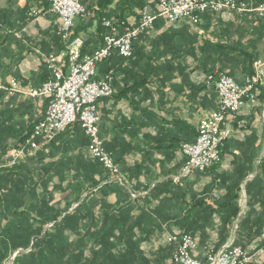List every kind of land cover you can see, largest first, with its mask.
I'll return each mask as SVG.
<instances>
[{
    "label": "trees",
    "instance_id": "1",
    "mask_svg": "<svg viewBox=\"0 0 264 264\" xmlns=\"http://www.w3.org/2000/svg\"><path fill=\"white\" fill-rule=\"evenodd\" d=\"M149 1L86 2L89 15L78 19L72 30V38L95 27V33L90 35L83 47L85 54L89 46L98 43L94 42V38L104 40L107 33L103 27L104 19H112L116 23L126 22L128 17L138 19V11ZM255 1L256 4L261 2ZM35 6L39 7L41 14H44L49 9L50 2L28 0L24 7H20L19 0H9L8 6L0 9V76L4 75L1 59L8 54L13 43L16 46L28 43L29 47L43 50L45 53L43 67L45 71L50 72L47 77L45 76L44 82L51 77L45 57L66 51L69 41L63 40L53 26L33 38L22 31L30 24L29 13ZM208 15L220 17L219 14ZM239 19H242V16L235 15L234 21ZM259 22L260 24L254 27L256 30L254 34L263 38L264 17ZM234 28H227V36L221 41L214 42L209 39L204 40L202 44L190 29V47L194 48L199 44L198 48L207 56L197 64V68L210 73L219 65L222 71L232 77H235L234 72L238 71L245 77L254 74V64L260 57V52L251 42L246 46L240 38L236 39L235 33L238 29L234 30ZM239 33L241 34L242 30H239ZM144 35L145 32L134 39L133 55L127 59L128 61L136 60L140 55L138 42ZM15 57L14 65L24 59L22 55ZM113 61L112 57L99 63L101 72L115 68ZM134 63L137 65V62ZM138 85L140 83L135 82L132 87ZM208 88L206 85L190 81V101L195 109L207 110L210 109V105L214 106V95L211 92L205 93L203 97H197V94ZM258 99L260 103H264V89H261ZM35 100L31 98L26 99L25 102H10L5 105L12 121H9V118L5 120L0 118V161L10 149L23 146L35 125L43 118L49 101L44 99L43 105L36 107L33 102ZM261 106L260 109H263L264 106ZM25 116H28V119L23 120ZM16 128L18 133L13 135ZM11 136H15L13 140L10 139ZM196 137V130L190 128V139L181 146L186 142H195ZM236 143L238 148H247L250 147L251 141L247 138L246 141ZM88 145V138L84 135L81 125L76 122L19 165L0 167V184H2L0 185V260L3 264L16 252L18 254L14 264L168 263L165 262L169 259L168 256H172L176 245L165 244L156 249L152 246L148 249L142 247L146 238H143L139 231L146 224L145 216L148 214L143 212L135 215L130 204L117 208L109 203L108 198L113 193V186L108 183L109 173L98 161L88 158L86 155ZM225 147L229 145L226 144ZM57 153L61 154L60 159H53L48 165L43 166V162L48 157H54ZM258 168L264 181V158L261 159ZM36 169L40 172L36 173ZM248 173L249 170L244 173L235 170L232 177L220 174L213 184L223 194L205 197L193 192V199L190 202V229H201L200 244L210 245L207 244L210 239L207 228L217 217L220 221L219 242L212 246L215 250L222 247V241L226 240L240 214L237 203L238 190ZM28 197L29 204H26ZM206 198L210 199V203ZM192 212L196 215L192 216ZM200 214L204 215L201 220L197 218ZM251 229L252 227L249 230ZM185 233L195 238L197 236L193 232L185 231ZM239 238L240 236L234 245L247 248Z\"/></svg>",
    "mask_w": 264,
    "mask_h": 264
},
{
    "label": "crops",
    "instance_id": "2",
    "mask_svg": "<svg viewBox=\"0 0 264 264\" xmlns=\"http://www.w3.org/2000/svg\"><path fill=\"white\" fill-rule=\"evenodd\" d=\"M8 1L0 0V9L6 8ZM27 1L19 0V6L24 7ZM155 12L156 10L153 9V13ZM208 14L210 13L203 15L202 21L196 26H191L188 21L169 24L164 19L158 18L140 38L138 42L140 55L136 60L128 61L117 54L113 56V64L116 67L110 68L112 70L109 71H113L115 76V95L101 102L100 121L101 137L125 178L124 183L121 184L112 182L109 175L108 183L113 186V193L108 198L109 203L117 208L130 204L135 215L143 212L148 214L145 216L146 224L139 231V234L146 238L142 244L144 249L150 246L147 237L152 239L159 237L163 242L167 235L185 233V231L193 232L197 235L198 242L194 255L199 259L204 258L205 245L199 243L201 229H190V202L193 199V192H198L205 197L223 194L213 184L220 174L232 177L235 170L242 173L249 170L238 190L237 203L240 214L234 222L233 231L230 230L226 240L222 241V247L234 244L240 236L239 240L247 245V248H254L264 231V181L258 168L261 159L264 158V127L258 123L259 119H249L247 108H242L239 121L233 124L230 122L231 124L226 125L228 128L223 127L225 131L231 130V132L224 139L222 163L206 174L183 175L185 163L180 150L181 144L190 139V128L196 130L200 120L216 109L218 100L215 89L208 88L197 94V97H203L205 93L211 92L214 95L213 107L210 105V109L197 110L190 101V81L203 84L197 80V77L209 73L202 68H197V64L207 56L198 48L199 44H196L194 48L190 47V29L197 35L198 42L202 44L204 40L209 39L214 42L221 41L227 36L226 29L235 27L238 29L235 33L236 39L240 38L246 46H249L251 42L258 48L257 43L252 41V36L248 34L253 29L251 21L257 24L263 19L245 15L242 19L234 21L233 27L231 22L227 26L220 24L221 21L213 22L214 16ZM43 15L45 20L38 23L36 28L30 27L29 24L22 30L30 38L43 34L51 26L54 27L57 17L49 9ZM127 20L132 23L134 17H128ZM245 22H247L245 28L248 30L243 28ZM239 30H242L241 34ZM95 31L94 27L79 34L78 37L84 38L85 45ZM94 42L98 43L89 46L84 55H91L105 46L102 39L94 38ZM16 55H22L24 59L14 65ZM44 56L43 50L29 47L28 43L19 46L13 43L8 54L1 59L4 75L0 77L15 78L24 87H39L45 81L47 74H50L44 70ZM260 58L264 56L260 55L258 59ZM134 62H137V65ZM109 71L101 72L98 66L100 75H105ZM234 75L235 77H231L239 84H243L247 77L239 71L234 72ZM135 82H139L140 85L132 87ZM26 99L30 98L13 96L2 105L0 118L4 120L9 118V121H12L5 105L10 102H25ZM33 102L36 107H41L44 98H38ZM25 119H28V116L23 118ZM17 130L18 128L13 135H17ZM84 135L87 137L85 133ZM14 137L11 136L10 139L13 140ZM247 138L251 141L250 147L238 148L236 142L246 141ZM226 144L229 147H225ZM60 155L57 153L55 158L48 157L43 162V166L48 165L53 159H60ZM87 155L89 159L92 158L88 149ZM2 162L4 160L0 161ZM35 172L40 171L36 169ZM25 195L27 196V193ZM206 200L210 203L209 198ZM26 204H29V197ZM195 215L196 213L192 212V216ZM202 216L204 215L200 214L197 218L201 220ZM251 227L252 229L249 230ZM219 228L220 221L215 217L214 223L207 228L210 236L207 244L214 245L219 242ZM144 244L149 246L144 247ZM153 249H156L155 246ZM0 264H3L1 260Z\"/></svg>",
    "mask_w": 264,
    "mask_h": 264
},
{
    "label": "built area",
    "instance_id": "3",
    "mask_svg": "<svg viewBox=\"0 0 264 264\" xmlns=\"http://www.w3.org/2000/svg\"><path fill=\"white\" fill-rule=\"evenodd\" d=\"M86 1L91 0H50V12L57 17L54 28L69 43L66 51L45 57L51 71L49 80L39 87H24L15 78L0 77V106L15 95L49 101L43 118L35 125L26 143L10 149L6 159L10 167L19 165L78 122L89 138V155L108 171L112 182L123 184L124 175L100 133L101 102L114 95L115 76L113 71L100 75L99 63L116 54L124 59L131 58L134 39L148 31L158 18L169 24L188 21L193 26L200 24L207 13H232L261 19L264 17V3L256 5L255 0H153L156 12L145 7L132 23L104 19L103 27L107 30L105 46L91 55H84V38H72V29L77 19L89 15ZM33 14L38 13L33 11ZM197 80L214 88L218 100L216 109L207 113L197 125L195 142L181 146V154L186 158L184 176L206 174L222 163L224 139L228 134H223V127L238 117L244 101L254 103L264 89V58L256 60L254 74L247 76L243 84L236 82L219 66ZM165 243L176 245L167 264H255L264 258V232L259 243L250 249L233 243L218 250L212 245L205 246L203 259L194 255L198 242L190 234L167 235Z\"/></svg>",
    "mask_w": 264,
    "mask_h": 264
},
{
    "label": "rangeland",
    "instance_id": "4",
    "mask_svg": "<svg viewBox=\"0 0 264 264\" xmlns=\"http://www.w3.org/2000/svg\"><path fill=\"white\" fill-rule=\"evenodd\" d=\"M261 2H259L258 4H261V3H264V0H260ZM49 2H50V0H49ZM86 2H89V1H86ZM255 4H256V1H255ZM145 7H149V9H150V11L151 12H153V9H156L155 8V3L153 2V0H150L149 2H148V4L147 5H145L143 8H145ZM142 8V9H143ZM141 9V10H142ZM49 10H50V7H49ZM33 11H36L38 14L37 15H35V14H33ZM140 11V10H139ZM139 11H138V13H139ZM32 15V16H31ZM29 16L31 17V21H30V27H34V28H36L37 27V24L39 23H42L44 20H45V16L43 15V14H41V12H40V10L37 8V6H35V7H33L32 9H31V11H30V13H29ZM219 16L220 17H218V16H214V18H213V22H216L217 21V23H219V21H221L220 22V24H225L226 26H227V24L229 23V22H231V23H233V21L235 20V15H233V14H228V13H223V14H219ZM136 20H137V17H134ZM219 18V19H218ZM78 20H76V22H77ZM260 21V20H259ZM258 21V25L260 24V22ZM76 22H75V24H74V27L76 26ZM252 22V27H253V29H252V32L250 33V34H248V36H252L251 37V40L252 41H254L255 43H257V45H258V51L260 52V55H261V57H263L264 56V35H263V38H261V37H259L256 33L254 34V31H256L255 29H254V27H256V24H255V22L254 21H251ZM247 24V22H245L244 23V25H243V28H245V25ZM74 27H73V29H74ZM223 28H225V27H223ZM72 29V30H73ZM204 29V28H203ZM205 30V29H204ZM222 30V29H221ZM233 33H235V31L233 30ZM211 34V33H210ZM239 37H241L240 35H239ZM247 42H250V41H247ZM246 42V43H247ZM216 91V90H215ZM261 92V91H260ZM218 95V94H217ZM259 96V95H258ZM261 105H263L264 106V103H260V101H259V99H258V97H257V99H256V101L254 102V103H251V102H248V101H244V105H243V107L244 108H247L246 110H247V112H249V114H248V116H249V119L250 118H252V119H259V121H258V123L260 124V126H263L264 127V108L263 109H260V107H262ZM245 111V110H244ZM252 112V113H251ZM242 116V114H239L238 115V117H236V118H234L233 120H231L230 122L233 124V123H236L237 121H239L240 120V117ZM231 123H228V124H231ZM227 128H228V126H226ZM263 130V129H262ZM230 132H231V130H228V132H226V131H224L223 130V134H226V133H229L230 134ZM228 135V134H227ZM229 136V135H228ZM227 138V137H226ZM8 154V153H7ZM7 154L5 155V156H3V158L1 159V161H3L4 160V162H2V163H0V167H4V168H7V167H10V166H8V162H9V160L8 159H6V156H7ZM35 154V153H34ZM33 154V155H34ZM32 155V156H33ZM87 155V154H86ZM88 156V155H87ZM28 158V157H27ZM6 162V163H5ZM184 167H185V165H184ZM183 167V168H184ZM233 227H234V225H233ZM232 227V228H233ZM231 228V231H233V229ZM263 233V232H262ZM261 236V235H260ZM148 240H147V242H149V244H150V246L151 245H154L155 246V248H158V247H160L161 245L162 246H165V239H163V242L161 241V239L158 237V238H156V239H152V237H149V238H147ZM161 243H164V244H161ZM149 244H144V247H148L149 246ZM158 245H160V246H158ZM154 246H153V248H154ZM246 249H248V248H246ZM20 252H23L22 250H20ZM19 252V253H20ZM27 252V251H26ZM17 254H18V252H16V253H14L13 255H11L10 256V258L4 263V264H14V260H15V258H16V256H17ZM172 257V256H171ZM171 257L170 256H168V260H166V262L165 263H167V262H170V260H171ZM258 262H263V263H261V264H264V258L263 259H261V260H259ZM258 262L256 261V263L255 264H258Z\"/></svg>",
    "mask_w": 264,
    "mask_h": 264
}]
</instances>
